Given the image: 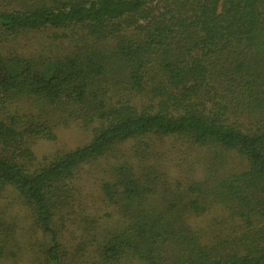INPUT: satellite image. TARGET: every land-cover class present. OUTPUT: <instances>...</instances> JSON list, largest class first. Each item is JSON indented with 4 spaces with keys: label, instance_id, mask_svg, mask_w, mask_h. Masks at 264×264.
I'll return each mask as SVG.
<instances>
[{
    "label": "trees",
    "instance_id": "trees-1",
    "mask_svg": "<svg viewBox=\"0 0 264 264\" xmlns=\"http://www.w3.org/2000/svg\"><path fill=\"white\" fill-rule=\"evenodd\" d=\"M43 31L75 45L0 50V199L17 192L48 237L39 264H73L56 212L82 166L134 139L181 142L200 175L115 167L102 192L124 219L80 263L264 264V0H0V36ZM72 122L90 141L37 161L30 140ZM13 240L1 225L0 260Z\"/></svg>",
    "mask_w": 264,
    "mask_h": 264
},
{
    "label": "rangeland",
    "instance_id": "rangeland-1",
    "mask_svg": "<svg viewBox=\"0 0 264 264\" xmlns=\"http://www.w3.org/2000/svg\"><path fill=\"white\" fill-rule=\"evenodd\" d=\"M62 32V31H61ZM68 35L74 31L64 30ZM61 34V33H59ZM54 34L50 31L22 33L18 36H0V50L8 57L19 56L25 59H35L39 55H55L58 48L63 53L70 52L75 41L58 40L52 42L50 37ZM71 36V37H72ZM49 42H48V41ZM72 42L69 44V42ZM43 47L41 45H49ZM59 52V53H62ZM27 107L28 103H23ZM22 110L21 106H18ZM24 110V108H23ZM28 114V113H23ZM56 139H32L30 147L37 157V161L59 152H69L90 141L91 135L84 130L80 124L72 122L69 125H58L54 129ZM154 139V138H153ZM150 139H134L114 147L110 153L98 162L82 166L71 183L72 191L65 195L67 202L60 206L56 212L55 227L59 232L60 241L68 252L73 264L83 262V243L92 244L93 237H99L101 233L113 230L117 223L124 219L123 214L110 205L102 192L104 182L111 180V171L118 166L129 165L138 171L142 165H159L168 178L172 180L185 181L186 173L189 178L199 177V173L190 172L185 168V159H195L194 152L187 153V156H180L174 146L181 147V142L175 139H168L165 142ZM150 144L147 149L144 144ZM141 151L147 155L141 158ZM192 163L187 166L192 167ZM186 172V173H185ZM12 225L16 230V241L13 240L1 259V264H39L42 252L48 246V237L43 236L34 226L30 214L20 199L19 194L13 190L8 191L3 199H0V226ZM118 226H121L118 225ZM24 236V238L22 236ZM90 245L87 251L90 253ZM87 255V254H86ZM85 257V255H84ZM87 257V256H86ZM89 259V258H88Z\"/></svg>",
    "mask_w": 264,
    "mask_h": 264
}]
</instances>
